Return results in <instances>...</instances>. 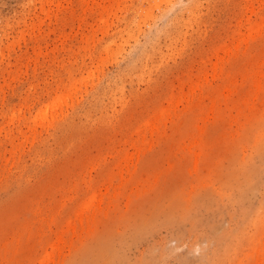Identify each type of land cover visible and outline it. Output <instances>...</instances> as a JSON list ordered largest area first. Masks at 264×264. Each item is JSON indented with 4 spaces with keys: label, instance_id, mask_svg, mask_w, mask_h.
<instances>
[{
    "label": "rangeland",
    "instance_id": "rangeland-1",
    "mask_svg": "<svg viewBox=\"0 0 264 264\" xmlns=\"http://www.w3.org/2000/svg\"><path fill=\"white\" fill-rule=\"evenodd\" d=\"M0 264H264V0H0Z\"/></svg>",
    "mask_w": 264,
    "mask_h": 264
}]
</instances>
